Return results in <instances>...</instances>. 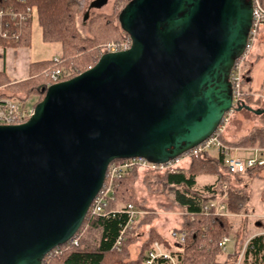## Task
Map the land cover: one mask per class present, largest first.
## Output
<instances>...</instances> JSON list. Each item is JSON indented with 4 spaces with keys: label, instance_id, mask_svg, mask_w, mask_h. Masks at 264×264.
<instances>
[{
    "label": "water",
    "instance_id": "1",
    "mask_svg": "<svg viewBox=\"0 0 264 264\" xmlns=\"http://www.w3.org/2000/svg\"><path fill=\"white\" fill-rule=\"evenodd\" d=\"M251 10V0H130L117 15L128 49L42 88L25 122L0 125V264H41L71 239L114 160L166 163L228 110L264 113L233 105L229 80Z\"/></svg>",
    "mask_w": 264,
    "mask_h": 264
},
{
    "label": "trees",
    "instance_id": "2",
    "mask_svg": "<svg viewBox=\"0 0 264 264\" xmlns=\"http://www.w3.org/2000/svg\"><path fill=\"white\" fill-rule=\"evenodd\" d=\"M259 2L264 8V0ZM4 5L11 6L16 11H23L27 7L34 8L42 40L58 44L60 47L59 63L54 64L50 60L33 64L30 67V78L26 80L13 82L0 73V87L11 93L8 98L16 100L22 111L33 110L42 100L44 93L41 90L51 85L50 74L55 68H59L61 72L59 81L71 79L94 66L98 60L96 54L99 46L128 38L120 30L117 22V14L122 8L117 4L113 5L110 14L97 13L87 18L85 23L87 35L82 34L77 26L79 0H26L24 4H18L13 0L1 1L0 7ZM30 21L29 19L26 22L20 41L15 45L27 42ZM19 93H25V97H15ZM33 97L36 100L27 104ZM242 100L250 102L251 98L244 94ZM258 119L259 125L252 127L245 137L235 143L236 146L264 147V113ZM119 161L118 159L113 162ZM257 168L261 167L247 170L244 178ZM146 173H150L145 177L150 180L149 184L153 185L150 191H156L155 186H161V189L166 186L175 188L173 202L186 212L182 225L177 230L185 234L183 244L176 241L171 243L151 229L146 239L140 243V251L136 258L131 259L129 245L137 241V228L143 225V221L149 220L144 216L124 231L119 247L115 246L119 232L127 222L126 215L120 211L128 204L139 209L134 190L138 172L134 168L114 182V200L109 201L101 215L85 216L79 229L82 235L78 238L77 245L64 243L57 248L58 254L43 259L41 264H144L154 242L168 250L176 264H236L239 252L251 236L248 220L241 217L231 219L214 215L213 212L204 214L202 211L204 205L221 198L225 192L228 212L235 215L248 214L250 194L249 190L243 187L247 181L242 176L227 173L222 166L221 157L212 159L206 155L200 159H192L185 170ZM201 175L216 176L218 180L212 186L194 190L195 178ZM230 177L236 183L234 187L229 182ZM153 180L155 183H152ZM257 222L259 221L254 225ZM225 236H231L234 240V251L227 255L223 254L219 247L221 238ZM171 244L179 248L173 250ZM155 264L169 262L157 261ZM240 264H264V236L249 239Z\"/></svg>",
    "mask_w": 264,
    "mask_h": 264
},
{
    "label": "built area",
    "instance_id": "3",
    "mask_svg": "<svg viewBox=\"0 0 264 264\" xmlns=\"http://www.w3.org/2000/svg\"><path fill=\"white\" fill-rule=\"evenodd\" d=\"M1 1L4 2L8 0H0V2ZM14 1L18 4H24L26 0H13V2ZM251 3V24L248 32L247 43L243 53L235 59L229 75V80L232 88L231 94L233 105L241 101L243 98L244 92L242 91V84L244 78V61L247 58L246 56L248 51L251 50V45L254 42L259 25L264 22V8H262L259 0H251ZM33 16H35V9L31 7H27L23 11H16L13 9V7H8L7 5L0 7V48H9L18 43L20 41L26 22L29 19L31 20ZM130 44L131 42L129 38L119 42H107L99 47L98 58H100L104 54L124 51L130 47ZM52 62L54 64L59 63V57H54L52 59ZM60 74V69L55 68L50 74V84L59 82ZM233 112V108L228 110L224 114L220 124L207 138H205L193 148L185 151L174 160L166 163H150L141 157H131L122 159L119 162H111L110 164H108L105 171L103 184L92 199L91 204L87 210V214L101 215L109 201L114 200V182L121 179L128 171L134 168L142 169L148 172H174L176 169H178V165H180L181 162L192 159H200L204 157V155H207V153L211 150H215L217 152L218 156L221 157L222 166L225 168L227 173L231 175H244L247 170L254 167L264 168V147L254 150V156L242 159L233 156L231 154V148L222 142V133L224 131V127L229 120V116ZM31 113L32 110H20L19 104L12 98H0V125L20 124L24 121V119H27L31 115ZM223 188L225 189V186H223ZM225 198L226 193L223 192L221 198L204 205L202 212L204 214L213 212L214 215L230 217L232 214H230L226 210V205L224 202ZM120 212H123L126 215L127 222L119 232V236L115 243L116 247H119L121 236L124 231L130 227V225L139 217V215L142 214L139 209H136L131 204L126 205ZM79 235L80 233L76 232L73 237L67 242L76 246ZM259 235L264 236V230L255 236ZM184 239L185 234L183 232L173 230L169 233V240L174 242L176 241L178 244H183ZM229 241L230 237L225 236L221 238L219 247L221 248L222 252H226V245ZM248 241L249 240L244 243L241 251L239 252L236 264H240ZM57 248H54L47 252L43 259L58 254L59 250ZM157 261H168L170 264H176L174 258L170 255V253L163 251L159 243L154 242L153 249L147 253L144 264H155Z\"/></svg>",
    "mask_w": 264,
    "mask_h": 264
},
{
    "label": "crops",
    "instance_id": "4",
    "mask_svg": "<svg viewBox=\"0 0 264 264\" xmlns=\"http://www.w3.org/2000/svg\"><path fill=\"white\" fill-rule=\"evenodd\" d=\"M51 43H46L42 40V34H41V29L37 24L36 17L33 16L31 21H30V34L27 42L24 44H19V45H14L12 47H2L0 48V73H3L9 80H12L13 82H19L26 80L30 78V67L39 62H44V61H50L54 57H58L59 55H55V50ZM58 45V44H56ZM60 54V52H59ZM264 57L262 52L260 51V47L258 48V52L253 55L252 60L245 65L244 68V73H245V82L242 86L243 92L247 94V96L254 95L255 93L261 92V90L264 87ZM244 85H247L244 87ZM253 86V87H252ZM0 96L1 97H8L11 96V93L8 92L7 90L3 89V87H0ZM17 98H24L25 93H19L15 95ZM246 105L252 107L253 109H260L262 107L261 101H257L254 103V105H251L249 101H244ZM257 103V104H256ZM259 104V105H258ZM264 108V107H263ZM245 113H249L252 115H255L252 112H249L245 109H242L240 111H235L234 112V117L232 120H230L224 127V131L222 133V141L224 144L229 146L231 148V154L233 156L245 159V158H250L254 156V150L258 149V147H238L235 145L236 142H238L242 137L247 135V133L252 129V127L259 125V119L258 117L260 115H255L257 118L255 120H252V122L249 123V125L246 123L245 120ZM207 157L215 159L218 158V154L215 150H211V152H208ZM192 160L188 161H183L178 165V169H187L189 163ZM138 171V182H140V185L144 188V190L147 193L148 190L152 187V185H145L144 186V177L146 172ZM145 173V174H144ZM139 175L143 177V180L140 179ZM244 178V175H240ZM239 176V177H240ZM218 178L216 176H209V175H201L197 176L195 178V185L193 187L194 190H200L203 187L207 186H212L216 183ZM244 180L247 181L246 184H244V188L249 190L250 194V200H249V213L248 214H241L238 219L241 218H254L255 222L259 221L255 224L257 227L256 231L251 232V236L247 239L249 240L250 238L254 237L258 233L262 232L259 228L262 226L263 223V216H264V190L262 189V181H264V168H257L253 172H251L249 175H247ZM229 182L234 187L236 183L233 181V179L230 177ZM140 185H137L136 190V195H137V203L138 207L143 213H149L151 211H157L158 214L162 213H167L168 215L165 216V222L163 220V217H157L154 221L151 223V228L155 230L159 235H161L163 238L169 240V233L173 230H178L183 222L184 216L186 215V212L183 210H179L180 212H177L175 214L169 212H164L163 210H160L159 208L156 209V207H152L151 209L150 205L145 202L144 196H141L139 193V187ZM165 188H169L167 190V193L171 191V194L169 196H165L167 200L164 199V201H159L157 202V206L160 207L162 203H168L169 200L171 199L170 203L176 205L173 200H174V192L175 188L171 186H166ZM164 188V189H165ZM241 188V187H239ZM154 189H157V186H155ZM242 189V188H241ZM227 197V196H226ZM169 199V200H168ZM226 200V198H225ZM224 200V202H225ZM166 207V206H165ZM183 211V212H182ZM172 215H179L180 217H176L175 224L173 225L174 222L172 221ZM237 216H230L228 218L235 219ZM253 222V223H255ZM260 222H262L260 224ZM249 224V223H248ZM146 230V229H145ZM137 236L142 237L141 240L146 238L147 235L144 234L143 231H139ZM231 237V236H230ZM231 248L228 249L226 245V252L223 254H231L234 251V240L231 237L230 238ZM246 240V241H247ZM229 243V242H228ZM227 243V244H228ZM139 244V243H138ZM161 249L165 252L170 253L168 250L164 249L161 244H159ZM172 248L173 250H176L179 248V246H175L173 244ZM140 245L138 246V248ZM136 253H131L130 258L135 259L136 258Z\"/></svg>",
    "mask_w": 264,
    "mask_h": 264
},
{
    "label": "rangeland",
    "instance_id": "5",
    "mask_svg": "<svg viewBox=\"0 0 264 264\" xmlns=\"http://www.w3.org/2000/svg\"><path fill=\"white\" fill-rule=\"evenodd\" d=\"M92 0H79V14H78V16H77V26H78V30L80 31V32H82V34H84V35H87V32H86V27H85V23H86V21H87V19H86V21H83V15H84V13L86 12V11H88V17L87 18H89L91 15H93V14H97V13H102V14H110L111 12H112V9H113V5H115V4H117L118 6H124L127 2H128V0H109L108 1V3L106 4V5H104L103 7H101V8H99V9H93V8H90V9H88V7H89V3L91 2ZM122 9V8H121ZM120 9V10H121ZM119 13V12H118ZM118 15V14H117ZM118 22V21H117ZM52 47H53V49L55 50V55H59V52H60V47H59V45H56V44H54V45H51ZM100 47V46H99ZM99 47L97 48V54H96V57H97V59H99L98 58V49H99ZM260 47V51L262 52V54H263V57H264V23H262V24H260L259 25V28H258V30H257V33H256V36H255V39H254V42L252 43V45H251V50H249L248 51V53H247V58H246V60L244 61V65H243V73H244V68H245V65L247 64V63H249L251 60H252V58H253V55L255 54V53H257L258 52V48ZM263 64H264V62H263ZM244 82H245V73H244V78H243V84H244ZM243 84H242V86H243ZM245 86H247V85H244V87ZM253 87V86H252ZM242 91H243V88H242ZM244 94H246V92L244 93ZM250 98H251V105H254V103L255 102H257V101H261V105H262V107H260V108H263L264 107V87H263V89L261 90V92H259V93H255L254 95H251V96H249ZM36 100V98H30L28 101H27V104H30L31 102H34ZM257 104V103H256ZM259 105V104H258ZM234 112H235V110H234ZM234 112L229 116V120H228V122L230 121V120H232V118L234 117ZM257 118V116H255V115H252V114H249V113H245V120H246V123L249 125V123L250 122H252V120H255ZM227 122V123H228ZM249 133V132H248ZM247 133V134H248ZM246 136V135H245ZM244 136V137H245ZM243 138V137H242ZM209 152H211V151H209ZM138 171H144V170H142V169H137V172ZM140 172V174H142ZM144 172H146V171H144ZM145 174V173H144ZM150 173H146L145 175H149ZM140 177V179H142L143 180V177H141V175H139ZM138 176H137V178H136V181L134 182V190L137 188V185H140V182H138ZM144 186L145 185H149V181L150 180H148V178H146V177H144ZM152 183H155V180H153L152 181ZM157 184V183H156ZM153 186V185H152ZM161 186H157V190L156 191H150V189L148 190V192H150V193H147L145 190H144V188L142 187V185H140V187H139V193H140V195L141 196H144V200H145V202H147V204H149L151 207V209H153L152 207H156V209H160V210H163L164 212H171V213H173V214H175V213H177V212H180L181 211V208H179V207H177V206H175L174 204H171L170 203V201H171V199L169 200V202L168 203H162L161 204V206L160 207H158L157 206V202H159V201H164V199L165 200H167L166 199V197L165 196H169L170 194H171V191H169L168 193H167V190L169 189V188H163V189H161L160 188ZM155 188V187H154ZM262 189L264 190V181H262ZM135 194H136V190H135ZM165 195V196H164ZM136 198H137V195H136ZM166 206V207H165ZM140 210V209H139ZM180 210V211H179ZM141 211V210H140ZM142 212V214L141 215H139V217L134 221V222H137L140 218H142V217H144V216H146V217H148V221H143L144 223H143V225L141 226H139L137 229V231H136V233H137V235H138V233H140L139 231L141 230V231H143L144 232V234L145 235H148L149 234V231L152 229L150 226H151V223H152V221H154L157 217H163V219H160V220H163L164 222H165V216H167L168 214L167 213H160V214H158L157 213V211H151V212H149V213H143V211H141ZM183 212V211H182ZM230 214H232L231 216H237L235 219H238V217L240 216H238V215H235V214H233V213H231V212H229ZM170 217H172V221L171 222H174L173 223V225L175 224V222H177L176 221V217H180L179 215H172V216H170ZM253 222H255V219L253 218H248V227H249V229L251 230V232H254V231H256V230H258V229H256L257 227L254 225V223ZM262 223V222H261ZM259 228H261L260 230L261 231H263L264 230V226H261V227H259ZM146 229V230H145ZM82 235V231H80V235H79V237ZM147 237V236H146ZM141 238L142 237H140V236H137V241L135 242V243H132V244H130L129 245V253H130V255H131V253H136V255L139 253V251H140V247L138 248V246L140 245V243L144 240V238L141 240ZM146 239V238H145ZM231 241V240H230ZM229 241V243L227 244V248L228 249H230L231 248V243L232 242H230ZM139 243V244H138Z\"/></svg>",
    "mask_w": 264,
    "mask_h": 264
},
{
    "label": "flooded vegetation",
    "instance_id": "6",
    "mask_svg": "<svg viewBox=\"0 0 264 264\" xmlns=\"http://www.w3.org/2000/svg\"><path fill=\"white\" fill-rule=\"evenodd\" d=\"M264 23V22H263Z\"/></svg>",
    "mask_w": 264,
    "mask_h": 264
}]
</instances>
